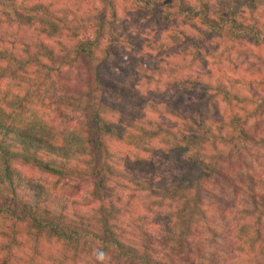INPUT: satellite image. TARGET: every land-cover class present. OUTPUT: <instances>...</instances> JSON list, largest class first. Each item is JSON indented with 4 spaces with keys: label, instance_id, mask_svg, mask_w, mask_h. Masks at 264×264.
Segmentation results:
<instances>
[{
    "label": "trees",
    "instance_id": "trees-1",
    "mask_svg": "<svg viewBox=\"0 0 264 264\" xmlns=\"http://www.w3.org/2000/svg\"><path fill=\"white\" fill-rule=\"evenodd\" d=\"M60 1L64 2L0 0V220L6 222L4 217L9 215V223L13 224L6 227L8 233H0V261L19 264L15 262L16 252L27 246L26 238L30 234H24L18 225L26 221H29L28 227L35 230L33 238L45 237L48 231L64 242L67 249L77 247L74 256L71 252L65 253L60 259L61 253L57 251L51 258H42L41 264H80L82 253L93 249L91 246L82 248L84 242L96 244L99 247L93 251L96 254L114 249L124 264H156L148 254L154 247L152 244L164 246L174 254L180 253L185 256L182 264H186L189 256L198 252L200 241L208 233L217 238V246L224 255L214 264H244L249 258L247 251L263 252L264 236L254 226L260 227L264 218V165L260 164L264 162V153L254 149L264 146V130L252 129L251 123L264 118V102L256 103L253 99L259 108L252 115L240 116L235 111L244 113L245 110L238 107H242L240 104L247 98L234 93L233 86L230 89L229 86L234 80L248 85L247 94L252 95L251 90L264 91V31L260 26L264 19V0H224L218 15L204 0L199 1L198 6L187 4L180 10L185 21L202 27L194 46L202 42L203 37L216 39L217 36L228 44L240 37H250L252 43V47L245 49L246 62L238 67L245 75L235 76L229 86L220 84L215 90L210 84L196 82L199 94L193 85L181 92L185 99L199 101L190 105L189 111L178 108L172 97L164 100L163 92L137 91L136 81L125 84L105 73L110 70L120 76L136 77L163 71L161 65L150 68L142 62L136 64L118 52V48L131 49L129 42L133 37L127 39L123 33L119 34L118 25L125 26V20L114 8L112 15L109 13L112 4L116 6L119 0H110L108 13L95 22L87 18L66 22ZM120 1L133 4L136 12L153 14L163 11L166 0ZM167 19L173 20L174 15L169 14ZM20 30L27 33L30 30L36 35L31 40L18 38ZM12 37L18 39L12 40ZM53 38L58 42L51 49L55 44ZM69 52L72 55L66 61H57L62 59L58 54L64 56ZM79 62L87 71L84 80L83 75L76 78L73 70L66 69ZM159 62L163 64V56ZM28 80L31 84H26L23 92L21 84ZM30 87L35 90L30 91ZM131 101L130 104L138 107L137 113L128 108L127 102ZM218 101L221 106L237 104L233 110L228 109L226 116L219 107H212ZM210 108L217 117L209 114ZM147 110L153 114L151 117H147ZM167 115L177 120L172 128L160 124L161 117ZM191 129L196 132L188 134ZM164 138L167 141L163 142ZM159 139L163 143V161L169 162L174 156L187 160L178 170L171 167L175 172L163 173V178L158 175L160 168L155 159L141 163L140 157L136 158L138 153L146 151L149 142ZM218 142L234 143L240 148L222 156L209 155ZM207 145L209 150H206ZM130 147L138 153L133 156ZM246 154L257 166L245 164ZM86 157L91 158L97 175L98 186L94 185L93 194L97 201L105 191L109 192L117 178L126 175L134 193L143 195L145 201H155L152 205H157L156 213L162 221L148 229V223L132 218L134 212L128 210L127 220L130 225L136 221L142 223L136 229L142 234L134 236L136 230L132 232L134 235L119 233L118 218L127 212L125 208L130 204L125 201L127 194H122L115 200L105 199V207L98 210L100 232L97 229L94 235L90 231L79 233L77 228L71 230V214L67 215L71 210L74 217L80 216L79 202L64 198L61 188L49 191L35 177L21 170L28 166L52 176L56 185L64 184L79 174L78 165ZM131 164L136 166L135 171ZM171 168L163 167V171ZM20 192L33 200L32 206L25 205L27 214H21V203L17 200ZM206 195L225 201L223 196L233 197L237 200L236 207L234 210L223 206L216 209L208 204ZM174 200L186 201L191 210L174 209ZM210 214H215L216 220H208ZM82 217L84 221H78L79 225L86 220ZM229 218L234 221L228 225L221 223ZM143 238L147 240L141 251L139 241Z\"/></svg>",
    "mask_w": 264,
    "mask_h": 264
},
{
    "label": "rangeland",
    "instance_id": "rangeland-1",
    "mask_svg": "<svg viewBox=\"0 0 264 264\" xmlns=\"http://www.w3.org/2000/svg\"><path fill=\"white\" fill-rule=\"evenodd\" d=\"M79 1L80 0H64L63 3L62 1H60L61 5L59 7L62 8L64 17L66 16V22H73L74 19L82 21L83 19L86 20V18L90 21H98L99 18L101 19V16H104V14L108 13L109 4H112L110 3V0H105L102 2L99 0H91V2H89L90 0H84L83 3H80ZM199 1L203 0H166L163 2V11L153 14L140 13V11L136 12L133 9V4L123 3L120 0L118 1L116 6L112 4V8L109 9L110 15H112V9L114 8V10L118 12L120 17L125 20V26H123L122 24L118 25L119 34L123 33L124 37H126L127 39L128 37L133 35V37L130 39L131 42H129L132 44L131 49L123 50L121 48H118V52L123 56H128V59H132L136 62V64L138 62H142L150 68L153 65H161L163 66V71L161 70L160 72H157L156 75L148 73L146 74V76L138 75L136 77L120 76L114 72H110V70L105 71V73L112 76L111 78H114L115 80L121 81L125 84H127L130 80L136 81L135 83L139 88L137 89V91L145 90V92H149L150 90H154L157 91V93L163 92L164 100H169L172 97V102L176 101V106L178 108L188 111L190 110V105L196 104V102L197 104H199V101H195V99H185L186 97L181 94L184 89L189 88V86L191 85H193V88H196L197 82L202 83V85L210 84L214 88L213 90H215V88L220 84L229 86L228 83H230V81L235 78V76L245 75L244 71H242L241 68L238 70V67L240 66V64L246 62L245 49L247 47H252L250 37L245 39H243V37H240L236 41H233V44H228L226 41L222 40L221 36H217L216 39L211 37H203V41L198 43L196 40L198 44L194 46V39L198 38L202 27L199 28V26H197L195 22L190 23L189 21H185L183 19L184 15L181 14L180 10L184 9L185 5L187 4L198 6ZM204 1L209 2L208 4L211 5L210 9L212 10V12H215L216 15H218L221 9H223L224 0ZM169 14L174 15L173 20L167 19V16ZM261 21L262 22L260 26L263 27L262 29L264 31V19ZM127 24L133 30L128 29L126 26ZM19 33L20 34L18 35V38L22 37L28 40H31L32 37L36 35L30 30L29 33H27L26 30H20ZM18 38L12 37V40ZM56 39L57 38L51 39L53 42H55V44H53L55 46L52 45L51 49L57 46L56 42H58V40ZM140 48L145 49L143 51H139ZM57 50L58 52L61 51L60 46L57 47ZM70 55H72V52H69L64 56L62 54H58L57 57L62 59H58L57 61H66L67 58L70 57ZM99 55L103 56L102 52H100ZM162 56L164 61L163 64L159 62V58H161ZM194 58L196 59L194 60ZM84 68L85 66L79 62L76 65L68 66L66 69L70 71L73 70L74 72L72 73V75L76 78L79 75H83V78H79L84 80L85 75L87 74V71L84 70ZM232 82L234 84H231L229 86V89L231 86H233L234 93H240L243 97L247 98L243 104H240V106L242 107H238V109L242 108L243 110H245L244 113H241L239 111H235V113L237 112L240 114V116L243 117L254 114L256 108L259 107L256 106L252 102V100L256 99V103L260 101L264 102V91L261 92L260 90H251L253 94L250 95L249 93L247 94L248 85H246L245 83L244 85H241L238 82H234V80H232ZM26 84L30 86L31 81L28 80V83L26 81L25 84H21L20 89L23 92L26 89ZM30 88V91L35 90L34 87ZM196 90L197 94H199L200 90L197 88ZM12 92H14V90ZM175 94H177V96ZM146 95L147 98H151L149 94ZM130 103H133V101L127 102V104H129L128 108L137 113L138 107L133 106V104ZM236 104V102H233L230 105L225 104L221 106L220 101H218L217 103H213L212 107H219L220 110L223 111V113L225 110V114L222 113V115L228 116V109L232 107L233 110V107ZM213 108H210L209 114L213 113L214 116L217 117L218 115L213 112ZM144 114L145 112H143V115ZM152 115L153 114L148 112L147 110V117H151ZM161 118L162 121L159 119L161 122L160 124H165L170 128L176 125L177 120L170 115L162 116ZM251 125L252 129H255L256 127V129L261 132L262 130H264V118H259V120H257V123L255 121H252ZM185 131L187 130H184L183 132ZM192 132H196V130L191 129L189 130L188 134H192ZM164 141H167V139L164 138L163 142ZM219 143L220 142H218V144L216 145L217 147H215L213 151H210L209 155L214 153L217 156H222L223 153L228 154L233 149L236 151L238 148H240V146L236 147L234 143H228L227 145ZM147 145L149 147L146 148V151L142 153H138L136 149L130 147L131 154L134 156L136 153H138L136 155V158L140 157L141 163L149 160L150 158L155 159L156 165L160 168V170L158 171V175L161 176V178H163V173L166 175L172 174L171 172L174 170L171 167L178 170V166L186 164L187 160L185 157L178 159L177 156H174L169 162L163 161V143L160 142V139L154 140V142L152 141V143L149 142ZM117 146L118 143L115 144L114 148L116 149ZM140 146H142V143H140ZM206 147V150L210 149L209 145H207ZM121 149L122 145L120 146V150ZM254 150H259L264 153V146H258V148ZM248 154H246L247 162H245V164L257 166V163H254L250 158V155ZM81 161L82 162H80L78 165L79 174L69 182L58 185H56V180L52 176L40 174L36 169H32L28 166L21 167V170L25 174H28V176H31V178L35 177V180L41 182L49 191L52 190V192H54L55 188H61L60 192L64 198L69 200L74 199L79 202L81 209L80 216L78 215L77 217H74L71 210H68L67 213V215L71 214L70 221L73 222L71 230L77 228L79 233L81 232L82 234H84L85 232L90 231L93 235L97 233V229L98 232H100L99 228H101V225H99L98 210L105 207V205L103 204V202H106L105 199L109 198L115 200L122 194H127L125 201H129L130 204L125 208L127 212H125L122 217L118 218L117 226L119 233H129V235H134L132 234V232H134L136 229H139V225L142 224L136 221L133 225H130L132 223L127 220V218L129 217V211L134 212V214L131 215L132 218L141 219L142 221L148 223L150 226L147 227L148 229L152 228L154 225H156V223L162 221L160 216L157 214L159 210L157 205H152V203L155 201H145L143 195L134 193L133 185L129 182V180H127L126 175L117 178L116 183L112 188H110L109 192L105 191L103 194L104 196H102L101 200L98 199L97 201L96 197L93 196L96 190L94 185L98 186L96 183L97 175L96 173H94V164L91 161V158L89 159L88 157L81 159ZM170 162H172L173 164ZM260 164L264 165V162H260ZM163 167L171 169L166 172L167 170L163 171ZM131 168L134 171L136 170V166H134L133 164H131ZM257 170L259 171L260 169L257 168ZM62 185L64 186V191L62 190ZM205 198L209 200L208 204L212 207H215L216 209L220 207L222 208L223 206L225 209L234 210L237 203V200H234L233 197L227 198V196H223L226 201L222 200L221 198L214 199L211 196L207 195L205 196ZM17 200L21 203V214H27L25 205H27V207L32 206V198L27 197L26 195H24L23 197V192H20ZM185 202L186 201L174 200V203H172V205L174 209L176 208L181 210L189 208L191 210L190 204L188 205ZM58 209L59 207H56V211H58ZM5 216L6 217L4 218L7 219L6 222L0 220V233H8L9 231L6 229V227H10L13 225L9 223L10 216ZM82 216H84L86 220L84 223H82V225H79L78 221H84ZM207 218L208 220H216L217 217L215 216V214H210ZM233 221L234 220L229 218L221 223L228 225V223H231ZM28 223L29 221H26L21 225H18L20 227V230L24 234L29 233L30 235H28V237L26 238L27 246L16 252L17 257L15 262L19 261V264H41L42 258H51L57 253V251L61 253L59 254L60 259L65 253L70 254L71 252V256L75 255L77 247L73 246L71 247V249H67L64 242H61L57 238L53 237V235L49 234L48 231L44 233L45 237H40L38 239L33 238L35 236V230L29 228ZM248 225H250V223ZM254 228L260 229L262 236H264V218L261 219L260 227L259 225H257L254 226ZM141 234L142 232L136 230V234L134 236L140 237ZM134 240L135 239L132 238L133 242ZM146 240L147 238H143L142 241H139V245H141L139 249L141 251L145 249L144 245ZM218 242L219 241L214 237L213 234L208 233L207 236H205V239L203 241H200V244L198 245L199 247H197L199 249L198 252L189 256L187 260L189 261V263L187 262L186 264H214L216 261L221 260L224 255L222 253V250L217 246ZM84 243L85 245H82V248L91 246L93 249L90 250L91 248H88V250L82 253V260L80 264H124V260L118 257V254L114 249H111L106 253L101 252L99 254H96L95 252H93L94 250L96 251V247L99 248L98 246H96V244L94 245V243L87 242ZM152 246L154 247L149 251L148 254L152 257L153 262H157L156 264H182L185 260V256L181 255L180 253H176V255L174 254V252H168L164 246L163 248L155 246L154 244H152ZM256 250L257 249L247 251L249 258L245 259V262H243L244 264H264V251L259 254ZM0 264L7 263L0 261Z\"/></svg>",
    "mask_w": 264,
    "mask_h": 264
}]
</instances>
